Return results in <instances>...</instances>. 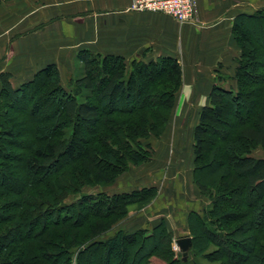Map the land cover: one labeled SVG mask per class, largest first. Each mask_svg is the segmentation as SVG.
<instances>
[{
    "label": "trees",
    "instance_id": "trees-1",
    "mask_svg": "<svg viewBox=\"0 0 264 264\" xmlns=\"http://www.w3.org/2000/svg\"><path fill=\"white\" fill-rule=\"evenodd\" d=\"M256 27L264 33V8L236 17L233 33L240 46L236 67L237 87L227 89L214 86L210 93V103L202 109L194 130V180L200 190L209 194L208 185L195 175L198 168L206 166L209 161L205 156L204 145L209 130L213 129L216 131L217 144L209 154L212 156L211 162H217L221 157L223 159L226 152L229 174L243 179L247 192H255L250 194L257 195L255 200L249 197L248 200H243V205H235L239 209L232 211L228 209V202L238 193L220 194L208 211V216L215 222L213 226L203 221L202 214L197 211H193L189 219L192 230L191 250H203V238L207 237L230 254H236L238 259L235 264H261L264 261V222L259 220L264 216V156L253 155L255 149H264V58L259 63L261 72L254 70V63L257 64L260 60L258 56L262 54L264 57V42L255 34ZM83 51L78 58L84 62L85 73L76 78L74 92L64 88L59 68L54 63L46 65L19 87L13 86L9 72L0 74V230H4L0 233V264H74V260L75 264H89L87 257L90 255L87 252L91 250V245L86 239L109 232L113 222L107 220L115 210H118V220L127 214V199L140 195L145 204L152 198L151 190L154 187L113 195L102 192L96 197L86 196L71 204L64 203L70 192L80 191L86 175L95 176L93 182L96 184L106 185L113 182L129 162L140 164L151 159V145L143 144L141 139L152 134L161 135L164 131L175 103V95L182 85V66L173 56H160L150 61L133 59L129 64L131 76L128 77V62L124 56L94 53L87 49ZM99 65L104 73L97 82L95 71ZM151 69L157 70L158 74L157 80H153L159 82L155 89L144 88L138 79L139 75L144 77ZM133 75H137L136 78L133 79ZM161 77L164 79L160 82ZM39 79L43 81L37 86ZM147 90L157 93L155 96L159 99L155 100L152 96L148 98L151 93L147 95ZM83 91L88 92L87 100L79 98ZM139 91H144L140 96L142 105H135L130 110H142L141 113L137 114L135 110L131 112L135 117L122 121L114 119L117 124L113 120L108 122L103 119V113H116L122 104L129 108ZM31 92L36 97L45 96L49 99L46 102L50 105L46 108L49 110L47 113H43L42 106L45 103L39 98L26 111L18 107L22 100H29L33 96ZM92 95L95 99L89 101ZM147 100L155 104L154 113H149ZM11 109H16L14 116L22 118L20 123L14 116L7 117ZM231 111L236 113L235 125L227 123L225 119ZM54 116H65L71 124H77V127L91 125L98 129V133L106 130L99 140L104 149L99 144L89 146V141L83 140L85 146L83 141L78 140L76 130L67 139L60 130L61 123L51 122L50 119ZM112 123L114 127L110 128ZM227 127L230 131L225 133L224 129ZM77 154L85 155L84 171H79L78 168L68 169L58 181L54 179L56 172L63 170L61 165L64 161L68 163ZM103 161L114 169L107 171V168H103ZM13 169L21 171L24 177L14 174ZM45 184L50 189L47 193L42 189ZM229 185L228 182L226 186ZM221 197L222 200L223 197L226 199L224 205L219 201ZM121 200H125V206L118 202ZM245 217L252 218L248 225L249 230L254 232L246 238L250 237L255 244L249 252L252 254L248 255H244L245 251H249L246 246L235 244L232 251L227 245L229 235H235L244 227V223L247 224ZM241 220L243 224L229 227ZM88 225L89 229L84 235L82 229ZM5 226L8 229H4ZM158 228L164 230L165 240L171 245L173 234L165 221L154 230ZM145 230L142 228L134 233L120 231L107 240L100 241L106 248L105 257L100 258L102 264H110V256L114 254L119 259L123 254V241L134 244L141 241L143 244L141 237ZM144 237L147 239L151 236ZM168 247L162 244V252L158 255L166 264L191 263L189 256L187 260L184 257L183 260L179 259L173 249ZM76 250L79 251V259L74 256ZM113 262L115 263V258ZM125 262L123 259L122 264Z\"/></svg>",
    "mask_w": 264,
    "mask_h": 264
},
{
    "label": "rangeland",
    "instance_id": "rangeland-1",
    "mask_svg": "<svg viewBox=\"0 0 264 264\" xmlns=\"http://www.w3.org/2000/svg\"><path fill=\"white\" fill-rule=\"evenodd\" d=\"M180 26L185 25H183L182 23H174L175 29L176 27ZM258 29L259 28L256 27L254 29V32L257 36L261 37V40L264 42V33L260 32ZM233 38L238 44L234 33ZM83 50H80L79 53H83ZM79 53L77 54V57ZM258 58H260V60H258L259 62H257V64L254 63V70L257 72H261L259 63L263 61L261 58L264 57H262V54H260ZM131 61H127L128 77L129 75L131 76V65H129ZM83 63L84 62H82L78 58L75 69L68 71L67 74L63 76L62 84L64 88H66L70 92H74L76 90V84L74 83L76 78L84 75L85 73ZM100 67L101 65H99V68H97V70L95 71L97 75V82L100 80L102 74L104 73V71L101 69L102 67ZM136 76L137 75H133V79L136 78ZM139 76V82L142 83L144 88L148 87V89H155L159 83L157 81H153L154 79H156V76H158L157 70L155 69H151L144 77ZM163 79L164 77H161L159 81L161 82ZM40 81L43 80L39 79L36 83L37 86L38 83L40 84ZM184 88L185 87L183 85L182 79V85L175 95V103L170 112V117L165 125L162 134H152L149 137L141 139L143 144L151 145V159L140 164H136L132 161L129 162L127 168L122 170L120 174L116 178H114L115 180L113 182L106 185L98 183L96 184L95 182H93V179L96 178L95 176L86 175L85 177H83V184H81L80 191L77 193L70 192V194H68L64 199V203L71 204L76 202L78 199H82L86 196L96 197L99 193L102 192L113 195L117 193L133 192L141 188L154 187V189L151 190L152 198L149 202L143 204L140 195L133 196L130 200L127 199V214L121 216L118 220L116 219L119 216L118 210H115V213L109 220H107L108 222H113L112 228L109 232L99 236H92L86 239V241H88V244L91 245V250L87 252L90 255V257H87V263L102 264V260L100 261V258L103 259L105 257L106 248L105 245L100 243V241H105L109 236H112L113 234L120 231L134 233L142 228L146 229L145 234L143 235V237H141L143 244H141V241L137 242L136 244L128 241H123V254L120 255L119 259L116 254L111 255L110 259H112V261L110 264H122L123 259H125L126 261L123 264H130V262L136 264V262L139 263L140 261L145 262V264H166L165 261H163L158 256L162 252V244H166L167 246H169L168 248H172L175 255L179 259L183 260V251L180 248V245L177 243V240L182 237L191 236L192 230L189 224V219L193 211L200 212V214H202V220H205L208 225L213 226L215 222H213L214 220H212L210 216H208V211L212 208L215 198L220 194L238 193L234 194L235 196H233L235 200L233 199L228 202V209L232 211H238L239 208L236 209L234 206L240 204L243 205V200H248L249 197L254 200L256 199L255 197L257 195L254 196V194H250L255 192H247L245 181L243 179H240L236 175L229 174L230 166L229 161L225 157L226 152L223 154V159L221 157L218 158L217 162H214V160L211 162L212 156H209V154H211V150H214L216 147L215 144H217V136L215 135L216 131L213 129L209 130L208 138L205 141L204 145L205 156L209 161L207 162L206 166L199 167L198 173L197 175H195L205 185H208L207 190L209 194L203 193L196 185L194 180V172L196 168L194 130L199 123L200 113L202 109L204 108V106L210 103V94L207 101L200 102L197 101L193 93V91L196 90V87H191V91L187 92L184 91ZM152 92V90H147V95L148 93H151L147 97L150 98L152 96L155 98V100L159 99L158 96H155V94L157 95V93ZM87 93L88 92L83 91V93H81L82 95H80L79 98L81 100H87ZM31 94H33V96H31L29 100H22L18 104V107L26 111L30 109L31 106L35 104L39 98L42 102L45 103L42 106L43 113H47L49 110H47L46 108H48L50 105H48V103L46 102H48L49 99L45 96L36 97L37 95H35L33 92H31ZM143 94L144 91L142 93H140L139 91L136 94L133 102L130 104L129 108H127L125 104H122L117 108V110L119 111L116 113L106 111V113H103V119H107L108 122H112V120L114 121V119L122 121V119L125 120L126 118L135 117L136 115L131 112H134L136 109H134V111L130 109L135 105H142L140 96ZM93 99H95V97L92 95L89 98V101H92ZM147 103L150 106V109H148L149 113H154L156 110L154 107L155 104L151 101L148 102V100ZM13 111L14 110L11 109L10 114L7 115L8 118L16 115V109L14 112ZM141 112L142 110H136L137 114ZM235 115L236 113L234 111L229 112L225 116L227 123H232L233 125H235V123L237 122V118L235 117ZM16 118L18 120L17 122L20 123V119L22 118L19 116H17ZM50 120L52 123H61L60 130L64 133L63 136L65 135L67 139L73 133H75L74 131L76 130V135L79 141H89V146L99 144V146L103 148L99 140L102 134L106 132V130L103 129L104 132L101 131L98 133V129H94L96 127H92L88 124L77 127V124H71L65 116H54V118H51ZM114 122L117 124L116 121ZM111 127H114L113 123L110 125V128ZM229 131L230 129L228 127L224 129L225 133ZM84 141L83 144H85L86 146V143ZM253 155L264 156V149L261 147L255 149L253 151ZM84 156V154H77L68 163L63 160L64 164L61 165V168H63V170L59 171L58 173L56 172L54 179H57L58 181L68 169L78 168L79 171L83 172V165L86 161L84 159ZM69 163L70 166L68 165ZM106 163V161L102 162L103 168H107V171H111L114 169V167L108 166L106 165ZM12 165H14V163ZM16 166L18 165L16 164ZM15 170L13 169L14 174L21 175V171L19 172L17 169L15 172ZM228 182L230 183V185L226 186ZM212 184H214L215 186ZM42 189L45 193L50 191L46 184ZM224 197L223 200L222 197L221 199L219 198L220 203H222L223 205L226 201ZM189 199L200 200L191 201ZM88 201L93 200L88 199ZM118 202L122 203V206H125L123 204V202L125 203V200H121ZM96 204L101 205V203ZM74 209H76V207ZM241 210L243 211L244 208ZM251 219V217H245V221L247 222V224H243L241 220L229 226L235 227L236 225L241 224H243L244 226L235 235H229L227 245L231 248L232 251H234L235 244H237L238 246H246L247 249H249V251L244 252V255L252 254V252H249L250 249L254 248L255 244L250 237L246 238L248 237V235H252L254 233L253 231L249 230L250 226L248 225V222ZM259 220L261 222H264V216L259 218ZM162 221H165L168 230H170L173 234L170 240L171 245L170 243H167V240H165V232L162 228L154 230V228ZM217 224L219 225L218 222ZM4 229H8V226H5ZM88 229L89 225L82 229L84 235L87 234ZM3 231L4 230H0V233H3ZM145 235H149L151 237L145 239ZM203 241V245L205 246L203 250H191V248L189 249L188 259H190V261L192 260L190 264H235V261H237L238 256L236 254H230L225 248L217 245L213 241L209 240V238L204 237ZM2 242L5 243L4 241ZM78 252L79 251L76 250V253L74 254V256H77V259H79V256L77 255ZM114 258L115 263L113 262ZM193 259H195V261H193ZM75 261L76 260L73 261L74 264ZM128 261L129 263H127ZM248 264L251 263L249 262ZM261 264H264L263 260Z\"/></svg>",
    "mask_w": 264,
    "mask_h": 264
},
{
    "label": "crops",
    "instance_id": "crops-1",
    "mask_svg": "<svg viewBox=\"0 0 264 264\" xmlns=\"http://www.w3.org/2000/svg\"><path fill=\"white\" fill-rule=\"evenodd\" d=\"M133 1L0 0V74L9 72L19 87L54 63L62 80L87 49L127 61L173 56L184 91L196 87L200 102L216 85L236 89L240 49L233 25L238 15L264 8V0H197L195 22L176 29L180 22L171 15L135 10Z\"/></svg>",
    "mask_w": 264,
    "mask_h": 264
},
{
    "label": "built area",
    "instance_id": "built-area-1",
    "mask_svg": "<svg viewBox=\"0 0 264 264\" xmlns=\"http://www.w3.org/2000/svg\"><path fill=\"white\" fill-rule=\"evenodd\" d=\"M132 8L139 11L162 12L180 23L195 22L196 0H134Z\"/></svg>",
    "mask_w": 264,
    "mask_h": 264
},
{
    "label": "water",
    "instance_id": "water-1",
    "mask_svg": "<svg viewBox=\"0 0 264 264\" xmlns=\"http://www.w3.org/2000/svg\"><path fill=\"white\" fill-rule=\"evenodd\" d=\"M177 243L180 245V248L183 251L184 260H187L189 249L192 246V237L191 236H187V237L179 238L177 240Z\"/></svg>",
    "mask_w": 264,
    "mask_h": 264
}]
</instances>
